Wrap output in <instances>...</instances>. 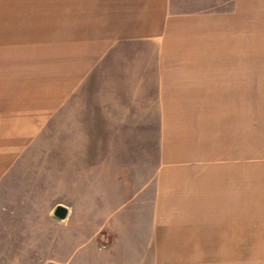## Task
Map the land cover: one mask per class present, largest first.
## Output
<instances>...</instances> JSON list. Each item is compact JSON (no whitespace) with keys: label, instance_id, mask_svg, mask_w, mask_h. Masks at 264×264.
Returning a JSON list of instances; mask_svg holds the SVG:
<instances>
[{"label":"crops","instance_id":"crops-1","mask_svg":"<svg viewBox=\"0 0 264 264\" xmlns=\"http://www.w3.org/2000/svg\"><path fill=\"white\" fill-rule=\"evenodd\" d=\"M247 1L0 0V264H20L18 233L39 229V195L13 171L81 97L95 235L132 264H264L249 252L264 249V161H248L247 135L264 124L248 120L264 115L248 112L247 88L264 83V60L248 59ZM61 205L53 228L68 222ZM103 216L126 228L102 230Z\"/></svg>","mask_w":264,"mask_h":264},{"label":"rangeland","instance_id":"rangeland-1","mask_svg":"<svg viewBox=\"0 0 264 264\" xmlns=\"http://www.w3.org/2000/svg\"><path fill=\"white\" fill-rule=\"evenodd\" d=\"M256 3H261L262 8L252 6ZM247 14L248 59L261 54L264 60V0H248ZM261 18L262 29L256 33L255 25L251 22ZM260 74L264 77V71ZM258 82L248 77L247 108L248 112L264 115V83L260 85ZM252 83H257L259 86H254ZM77 95L81 96L82 93ZM248 121L264 124V117L262 120L253 118ZM253 129L251 133L254 132ZM248 136L247 139L250 140L247 150L248 161H264V132ZM25 158L29 161L21 167L17 166L13 171L15 172L13 186L26 191L28 188L29 192L33 194L36 192L39 195L37 201L39 206L32 211L37 214L39 229L38 232L18 233L21 241L19 250L22 252L20 264H86L88 261L94 262L95 258L103 264H115L118 254L122 257L120 264L126 263L127 260H129L128 264H132L134 256L126 254L124 249L117 252L115 248H111L106 237L95 235L94 228L101 226V223L97 221L98 217L82 215L83 206L94 204L93 200L82 199V190L86 186L89 187L88 185L91 186V184H82V97L77 99L67 112L58 114L51 126L27 152ZM47 161L56 166L45 167ZM257 171H260V168H247L248 182L261 176L256 174ZM254 192L255 190H248V188L246 190L248 206L254 207L256 203V200L249 197V194ZM58 203L70 206L72 209L67 224H55L53 228L50 222L51 213L53 206ZM119 219L117 216H103L102 230L108 229L112 233L113 230L126 228V217H119ZM30 244L32 246H29ZM251 251L262 256L261 252L264 249L249 250ZM148 254H143L140 264L148 262L146 261Z\"/></svg>","mask_w":264,"mask_h":264},{"label":"water","instance_id":"water-1","mask_svg":"<svg viewBox=\"0 0 264 264\" xmlns=\"http://www.w3.org/2000/svg\"><path fill=\"white\" fill-rule=\"evenodd\" d=\"M53 215L59 219H65L67 215V208L61 204L54 207Z\"/></svg>","mask_w":264,"mask_h":264}]
</instances>
